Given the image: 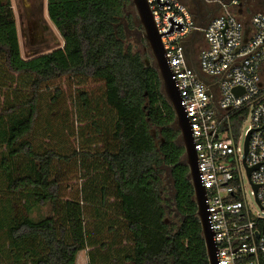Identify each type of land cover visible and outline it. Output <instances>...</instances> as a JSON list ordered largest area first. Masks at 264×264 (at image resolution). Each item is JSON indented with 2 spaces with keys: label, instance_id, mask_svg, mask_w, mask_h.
<instances>
[{
  "label": "trees",
  "instance_id": "obj_1",
  "mask_svg": "<svg viewBox=\"0 0 264 264\" xmlns=\"http://www.w3.org/2000/svg\"><path fill=\"white\" fill-rule=\"evenodd\" d=\"M129 5L48 0L64 44L24 58L0 0V264H76L83 250L89 264H210L175 111L126 43L136 27L145 42ZM62 79L102 83V101L77 90L61 112Z\"/></svg>",
  "mask_w": 264,
  "mask_h": 264
},
{
  "label": "built area",
  "instance_id": "obj_2",
  "mask_svg": "<svg viewBox=\"0 0 264 264\" xmlns=\"http://www.w3.org/2000/svg\"><path fill=\"white\" fill-rule=\"evenodd\" d=\"M198 1L147 0L191 125L217 264H264V0L250 16L240 0Z\"/></svg>",
  "mask_w": 264,
  "mask_h": 264
},
{
  "label": "water",
  "instance_id": "obj_3",
  "mask_svg": "<svg viewBox=\"0 0 264 264\" xmlns=\"http://www.w3.org/2000/svg\"><path fill=\"white\" fill-rule=\"evenodd\" d=\"M131 2L136 9L139 22L143 28V36L147 41L145 49L149 48L150 50L155 65L159 70L165 95L168 97L175 111L176 123L180 130L181 144L185 148V162L190 168L189 178L193 183L195 191V200L198 206L197 214L201 220L209 261L210 264H217L216 247L213 241V233L210 229L208 221V206L206 204L205 188L199 179L197 154L194 149L191 125L183 107L181 106L180 93L174 83V80L172 79V74L165 58V50L161 42V35L156 28L149 4L147 0H131ZM239 12L241 13L242 11L240 10ZM143 60L146 61L147 65L151 64L148 57L143 56ZM156 143L158 145V141H156ZM247 149L248 139L246 141V151Z\"/></svg>",
  "mask_w": 264,
  "mask_h": 264
},
{
  "label": "rangeland",
  "instance_id": "obj_4",
  "mask_svg": "<svg viewBox=\"0 0 264 264\" xmlns=\"http://www.w3.org/2000/svg\"><path fill=\"white\" fill-rule=\"evenodd\" d=\"M241 1V0H240ZM20 2H23V0H20ZM243 4H244V7L246 8V13L247 16H250L251 13L257 11L259 9V0H242L241 1ZM12 4L14 5V11L16 13V8H15V1L12 0ZM132 4V2H131ZM129 11L133 14V18H134V22L136 25H141L140 22H139V18H138V15H137V12H136V9L134 8V6L132 5H129ZM219 12V11H218ZM123 21L127 24V19L124 18ZM48 22L50 24V26L52 27V29L54 30V33L56 34L58 40L56 43H53L52 46L44 49V51H41L39 53H36V54H28L26 55L25 53V44H23V41L20 40V44H21V51H22V56L24 58H30V57H33V56H36V55H39V54H42V53H45V52H49L53 49H56L58 47H62L63 44H64V40L62 38V36L60 35L58 29L55 27V25L52 23V21L50 20V18L48 17ZM130 28H127V39H126V43L127 44H130L133 46V49L135 51H141V54L142 56H146L148 58H151L153 59V57L151 56V53H150V50L148 48V50H146L145 52V49L144 47L147 46V41L145 39V42L144 43H140L139 39H138V35H137V29L138 30H141L139 29L138 27H136L135 29H130ZM19 30V29H18ZM19 38H20V34H19ZM27 43V42H26ZM28 49V47H27ZM57 85L62 87V89L65 91V97L62 98L64 103L62 104L61 108H60V111L62 112L63 109H68L69 111L70 110H74V103H73V97H72V94H75V92L77 90H86V91H89L90 93H92L94 95V97H96L98 100L102 101V83H99V82H96V81H92V80H69V79H62L61 81L57 82ZM55 88V86H53V89ZM59 111V112H60ZM60 112V113H61ZM58 121H62V117H58ZM76 181L75 180H72L70 182L71 185H73L75 187V184ZM166 189H168V187L166 186ZM258 209V208H257ZM48 214V211H47V208L45 207L44 209L41 210V213H34L33 216L35 218H38L39 216L41 215H47ZM168 219H173L172 216L168 217ZM76 264H88V254H87V251L86 250H83L81 251L79 254H78V259H77V263Z\"/></svg>",
  "mask_w": 264,
  "mask_h": 264
},
{
  "label": "flooded vegetation",
  "instance_id": "obj_5",
  "mask_svg": "<svg viewBox=\"0 0 264 264\" xmlns=\"http://www.w3.org/2000/svg\"><path fill=\"white\" fill-rule=\"evenodd\" d=\"M14 1L18 31L20 40L25 44L26 55L44 51V49L57 42L58 38L48 22V0ZM261 3L262 1L259 0V5ZM12 6L14 9L13 4ZM146 50H148V48L145 49V51Z\"/></svg>",
  "mask_w": 264,
  "mask_h": 264
},
{
  "label": "crops",
  "instance_id": "obj_6",
  "mask_svg": "<svg viewBox=\"0 0 264 264\" xmlns=\"http://www.w3.org/2000/svg\"><path fill=\"white\" fill-rule=\"evenodd\" d=\"M87 251V250H86ZM88 264H89V262H88Z\"/></svg>",
  "mask_w": 264,
  "mask_h": 264
}]
</instances>
